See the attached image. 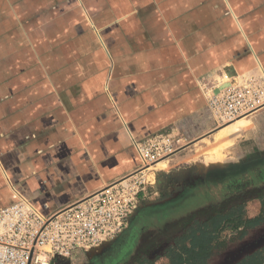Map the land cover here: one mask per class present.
<instances>
[{
  "label": "crops",
  "instance_id": "1",
  "mask_svg": "<svg viewBox=\"0 0 264 264\" xmlns=\"http://www.w3.org/2000/svg\"><path fill=\"white\" fill-rule=\"evenodd\" d=\"M249 77L264 79V0H0V209L25 198L49 215L126 183L135 141L159 133L177 150L158 182L263 168L264 107L217 141L205 94Z\"/></svg>",
  "mask_w": 264,
  "mask_h": 264
},
{
  "label": "built area",
  "instance_id": "2",
  "mask_svg": "<svg viewBox=\"0 0 264 264\" xmlns=\"http://www.w3.org/2000/svg\"><path fill=\"white\" fill-rule=\"evenodd\" d=\"M217 123L232 122L264 107V79L231 78L205 90ZM141 167L126 183L109 186L52 214L20 198L0 209V264H55L78 251L110 245L135 216L149 172L177 150L175 138L159 133L135 141Z\"/></svg>",
  "mask_w": 264,
  "mask_h": 264
},
{
  "label": "rangeland",
  "instance_id": "3",
  "mask_svg": "<svg viewBox=\"0 0 264 264\" xmlns=\"http://www.w3.org/2000/svg\"><path fill=\"white\" fill-rule=\"evenodd\" d=\"M243 118L245 121L247 120L246 117ZM231 123H218L217 130H222ZM247 124L248 121H246V125ZM244 127L245 126H234L233 129L239 132L243 130ZM216 153L218 155L221 154V148L220 150L217 149ZM230 153L235 154L234 147L230 149ZM235 164L238 166V163ZM229 165L232 166L231 163H229ZM263 166L264 165L261 167ZM262 170H264V167H258L252 172H245L243 169H239V173H237L235 177H231L230 180L227 178L225 179V175L222 176L220 172H216L206 180L207 182L205 184L203 183L204 181H197L195 185L185 187L184 189L177 182L176 178L178 177L176 176L171 175V177H166V180H159L158 182L157 177L154 179V175L151 177V174H149L150 177L148 176V178H151L150 180H152L151 182L153 185L148 187L149 192L140 212H146V214L152 216V214L156 215L155 211L160 210V208L162 210L168 209L172 211L170 208L177 206L178 204H181L180 206L184 207V210L176 215L174 214L175 217L166 219L163 223H158L161 231L156 233L154 243L150 246L149 250H145V248L142 250L137 249L136 254H131L128 258L117 264H138L140 259L138 256L141 254L145 255V252L148 257L155 259L156 264H169L164 255V250L172 244L171 239H174L175 235L180 234L187 225L193 224L197 220H202L211 212L225 209L235 203H242L245 207L247 216L251 217L258 215L261 208L260 200L264 195V171ZM257 174L259 176L258 181L256 179ZM234 178L252 179L257 184L251 187L249 185L248 189L230 196L231 189L226 186L231 183V180ZM224 180L225 182H223ZM147 184H149V182ZM147 184H145V186ZM153 218L157 221L155 216H153ZM222 239L225 241V244L223 246H217V248L213 250L212 257L209 259L208 264H233L244 255L263 247L264 223L258 227L248 229L244 235H241L237 231L227 230L223 233ZM117 240L111 243L109 247L103 251L91 253V259L83 260L80 263L93 264L98 258H100V260L106 259L110 254L105 252L111 253V248L114 246L112 244H116L121 239Z\"/></svg>",
  "mask_w": 264,
  "mask_h": 264
},
{
  "label": "trees",
  "instance_id": "4",
  "mask_svg": "<svg viewBox=\"0 0 264 264\" xmlns=\"http://www.w3.org/2000/svg\"><path fill=\"white\" fill-rule=\"evenodd\" d=\"M258 177L257 174V181ZM255 184L257 183L252 179L234 178L226 187L231 189L230 196H233L248 189L249 185L251 187ZM260 202V212L256 216H247L242 203H235L225 209L213 211L202 220L189 224L175 237L174 243L165 248L164 255L169 264H208L213 250L225 244L222 239L225 231H237L244 235L248 229L264 223V195ZM183 208L177 206L172 208V212L176 215L184 210ZM170 216L172 215L169 214L163 219L166 220ZM130 255L125 254L114 263L117 264ZM142 255L144 254L138 256L140 257L138 264H156L155 259L148 257L147 254ZM233 264H264V246L244 255Z\"/></svg>",
  "mask_w": 264,
  "mask_h": 264
},
{
  "label": "flooded vegetation",
  "instance_id": "5",
  "mask_svg": "<svg viewBox=\"0 0 264 264\" xmlns=\"http://www.w3.org/2000/svg\"><path fill=\"white\" fill-rule=\"evenodd\" d=\"M170 211L171 210H162L160 208V210L155 211L156 215L152 214V216L146 214V212H140L136 217V221L128 226L118 238V240H121H117L118 242L116 244H112L114 245L111 248L112 252H105L110 255L106 259H101L98 264H115L114 262L125 254H136L137 249L142 250L145 248V250H149L150 246L154 243L156 233L161 231L158 223H163L165 220L163 218L167 217L170 214ZM153 216L156 217L157 221L154 220ZM108 247L109 245L107 248Z\"/></svg>",
  "mask_w": 264,
  "mask_h": 264
},
{
  "label": "bare ground",
  "instance_id": "6",
  "mask_svg": "<svg viewBox=\"0 0 264 264\" xmlns=\"http://www.w3.org/2000/svg\"><path fill=\"white\" fill-rule=\"evenodd\" d=\"M243 117H246V116H243ZM243 117L241 116V118H238L237 121L234 120L235 122L232 121L233 123L230 122L231 124H229L226 127H224L222 130L225 129V131H221V132H219L220 134L218 133L216 135L217 136V140H219V138L222 137L225 133L229 132V130H231V126H236V127L246 126V121H245V119ZM166 167H167V162L166 163L163 162V163H159L156 168L164 169Z\"/></svg>",
  "mask_w": 264,
  "mask_h": 264
},
{
  "label": "water",
  "instance_id": "7",
  "mask_svg": "<svg viewBox=\"0 0 264 264\" xmlns=\"http://www.w3.org/2000/svg\"><path fill=\"white\" fill-rule=\"evenodd\" d=\"M183 172H185V170H183ZM175 174V173H174Z\"/></svg>",
  "mask_w": 264,
  "mask_h": 264
}]
</instances>
